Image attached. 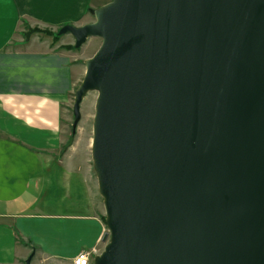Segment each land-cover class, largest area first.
<instances>
[{
    "label": "water",
    "instance_id": "water-1",
    "mask_svg": "<svg viewBox=\"0 0 264 264\" xmlns=\"http://www.w3.org/2000/svg\"><path fill=\"white\" fill-rule=\"evenodd\" d=\"M66 25L98 94L92 264H264V0H111ZM30 255L24 264H31Z\"/></svg>",
    "mask_w": 264,
    "mask_h": 264
},
{
    "label": "crops",
    "instance_id": "crops-1",
    "mask_svg": "<svg viewBox=\"0 0 264 264\" xmlns=\"http://www.w3.org/2000/svg\"><path fill=\"white\" fill-rule=\"evenodd\" d=\"M90 1L0 0V264L30 255L36 264H68L81 250L98 255L105 246L92 163L70 147L61 153L64 113L83 74L78 48L69 34L58 43L24 36L86 24Z\"/></svg>",
    "mask_w": 264,
    "mask_h": 264
},
{
    "label": "rangeland",
    "instance_id": "rangeland-1",
    "mask_svg": "<svg viewBox=\"0 0 264 264\" xmlns=\"http://www.w3.org/2000/svg\"><path fill=\"white\" fill-rule=\"evenodd\" d=\"M110 1L111 0H91L90 4H92V7L87 8V10L85 11V17L82 23L88 24V23L94 22L95 17H94L93 11L97 9L98 7H101L107 4ZM58 31L55 33H58ZM38 33H41V32H38ZM42 33L45 35L52 36L54 42L56 43L59 42L60 37L55 40L54 32H51L53 33L52 35L44 33V32ZM100 43H101L100 38L90 37L80 48L77 49V51L74 52V55L79 60V63L83 70V74L80 75V77L77 79V84H75L77 87L80 84L83 78V75L85 73V61L96 52V50L100 46ZM59 48L68 49V50L73 49L65 45H62ZM77 87L75 88V90L77 89ZM74 92L71 95L68 110L66 111V114L64 113V122H63V141L64 142H63L61 153L63 154L70 147V152H75L77 155H86L91 161V143H92V137H93L92 128H93V120L95 116V104H96L98 93L96 91H89L86 93V95L83 97L79 105V119L76 121L74 117V113H73ZM81 251L93 252L94 256L95 254L97 255L96 249L95 250L87 249V250H81ZM72 259L70 260L68 264H71ZM34 262H36L35 259H33V261L31 260V264H36ZM41 263H43V260H41Z\"/></svg>",
    "mask_w": 264,
    "mask_h": 264
},
{
    "label": "built area",
    "instance_id": "built-area-1",
    "mask_svg": "<svg viewBox=\"0 0 264 264\" xmlns=\"http://www.w3.org/2000/svg\"><path fill=\"white\" fill-rule=\"evenodd\" d=\"M93 252L80 251L71 261V264H92Z\"/></svg>",
    "mask_w": 264,
    "mask_h": 264
},
{
    "label": "trees",
    "instance_id": "trees-1",
    "mask_svg": "<svg viewBox=\"0 0 264 264\" xmlns=\"http://www.w3.org/2000/svg\"><path fill=\"white\" fill-rule=\"evenodd\" d=\"M38 32H41V33L44 32V33H47V34H50V35L53 34V33L49 32V31H46V30L42 31V30L37 29V28H31V29H28L27 32L24 33V36H25V38H27L30 34H32V33H38ZM59 37H60V35L58 33H55L54 34V39L55 40L57 38H59ZM67 47L74 48L73 46H67ZM103 220H104V218H103Z\"/></svg>",
    "mask_w": 264,
    "mask_h": 264
}]
</instances>
